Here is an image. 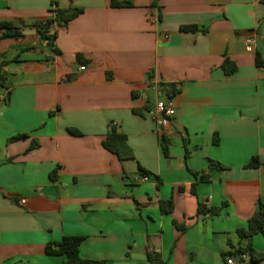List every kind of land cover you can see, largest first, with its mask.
I'll return each instance as SVG.
<instances>
[{"label": "crops", "instance_id": "0c3cea01", "mask_svg": "<svg viewBox=\"0 0 264 264\" xmlns=\"http://www.w3.org/2000/svg\"><path fill=\"white\" fill-rule=\"evenodd\" d=\"M117 1L134 6L0 0V22L24 35L0 40L11 61L9 88L0 87V264H64L47 245L68 236L83 237V258L110 264H150L152 253L165 264H248L250 255L235 252L247 247L238 231L264 201V0ZM53 8L83 9L59 30L60 55L24 26ZM226 58L237 65L232 76ZM162 84L178 89L164 133L169 156L148 114L169 98ZM111 123L134 159L103 146ZM254 157L261 164L248 168ZM211 159L228 168L211 170ZM170 199L174 210L163 213ZM200 204L220 212L201 214ZM251 245L264 254V234Z\"/></svg>", "mask_w": 264, "mask_h": 264}, {"label": "trees", "instance_id": "16d2710c", "mask_svg": "<svg viewBox=\"0 0 264 264\" xmlns=\"http://www.w3.org/2000/svg\"><path fill=\"white\" fill-rule=\"evenodd\" d=\"M111 6L114 8H125V7H133L134 4L131 1H123L119 2L117 0H111ZM53 14L51 17L45 20H35L30 24H24L26 27H30L36 30V32L46 41L51 44L50 50L55 55H60L61 50L55 44V40L57 39L58 32L62 28H66L69 23L77 18L80 14L83 13V9L81 8H71V9H61V8H53L51 10ZM183 32H197L199 28L197 26H183L181 27ZM0 31L2 32V36L0 40L6 37L13 38H22L24 35L20 27H17L16 24L12 21H4L0 22ZM26 48L25 50H28ZM21 51H24L22 49ZM18 57L13 61H17ZM79 63H86L83 56L81 54L78 55ZM11 61H7L4 59V54L0 52V87L9 88L8 84H6L7 77L3 72V68L8 65ZM257 63L259 65L263 64L259 58L257 59ZM222 69L224 70L227 76H232L237 72V65L231 61L229 58L224 60L222 65ZM162 87L165 88L164 84ZM167 95L169 98H172L177 94L178 89L174 84H169L167 88ZM8 100V99H7ZM73 135H80L81 133L73 128L69 129ZM103 146L105 149L115 154L120 161L132 160L135 158L134 152L132 148L128 144L127 136L120 130L119 126L115 123L109 124L107 135L103 141ZM161 146L163 153L166 156L170 154L171 140L166 135L163 134L161 137ZM38 147V144L34 142L30 150ZM260 160L257 157H254L251 162L247 165L248 168H256L260 165ZM228 167L222 164L219 161L210 160V169L211 170H223ZM143 173L146 170H143ZM195 177H199L201 182H208L210 180V176L204 173H193ZM197 183L193 184V192ZM161 210L163 213H171L174 210V202L172 199L161 201ZM220 212V208H207L205 205H199V213H211L212 215H216ZM239 234L242 237H245L248 240L247 247L240 248L235 252V255H241L248 253L250 255V262L248 264H254L260 262L264 259V254L257 253L252 245L251 238L257 234H264V201L259 202V208L255 212V214L248 221V225L245 229H240ZM83 241V237H74L68 236L64 237L60 242L50 243L47 245V253L49 255H62L65 256L64 264H110L107 261L103 260H93V259H85L80 255V246ZM226 257V256H225ZM149 263L150 264H165V261L159 254L152 253L149 254Z\"/></svg>", "mask_w": 264, "mask_h": 264}, {"label": "built area", "instance_id": "2783aa9c", "mask_svg": "<svg viewBox=\"0 0 264 264\" xmlns=\"http://www.w3.org/2000/svg\"><path fill=\"white\" fill-rule=\"evenodd\" d=\"M261 37L264 39V31L261 34ZM164 39H168V36H165ZM254 40L253 38L249 37L246 39V44L248 47H251ZM87 68L86 66H81L80 70L85 71ZM159 95H162V90L159 87L158 88ZM174 100L173 98H167L165 100H159L155 104V108L153 110L148 111V114L151 116V118L157 123V125L162 128L161 133L164 134L167 132L172 125V117L174 112ZM25 200H21V204H25ZM240 257L243 260H247L249 258V254H241ZM235 261L233 259L228 260V264H234Z\"/></svg>", "mask_w": 264, "mask_h": 264}, {"label": "water", "instance_id": "95a60500", "mask_svg": "<svg viewBox=\"0 0 264 264\" xmlns=\"http://www.w3.org/2000/svg\"><path fill=\"white\" fill-rule=\"evenodd\" d=\"M254 264H264V259L260 262L254 263Z\"/></svg>", "mask_w": 264, "mask_h": 264}]
</instances>
